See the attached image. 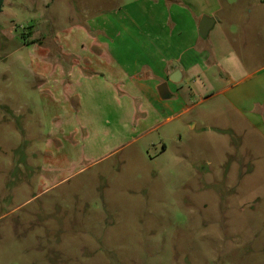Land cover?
Returning a JSON list of instances; mask_svg holds the SVG:
<instances>
[{"label": "rangeland", "instance_id": "374dc122", "mask_svg": "<svg viewBox=\"0 0 264 264\" xmlns=\"http://www.w3.org/2000/svg\"><path fill=\"white\" fill-rule=\"evenodd\" d=\"M157 1L4 0L0 264H264V137L198 74L160 117L99 42ZM198 3L216 73L264 69V0Z\"/></svg>", "mask_w": 264, "mask_h": 264}, {"label": "crops", "instance_id": "0c3cea01", "mask_svg": "<svg viewBox=\"0 0 264 264\" xmlns=\"http://www.w3.org/2000/svg\"><path fill=\"white\" fill-rule=\"evenodd\" d=\"M158 1L143 7L148 17L144 20L131 17L104 21L97 26L99 42L105 45L113 63V74L130 78L129 82L152 103L156 114L162 118L166 115L167 120L172 118L168 112L175 107H185L184 113L195 106H189L184 99L178 102L171 93H180L179 88L187 84V77L198 74L200 89L204 86L211 95L207 99L229 93L232 108L264 137V117L260 116L264 111V69L256 68L240 80L230 79L229 73L228 76L216 73L215 67L222 63L214 46L201 41L199 32L202 15L215 20L212 29L218 24L214 12L198 0ZM234 36L229 33V37ZM114 83L123 82L115 79ZM164 84L167 90L161 94L160 87ZM219 84L226 86L215 92Z\"/></svg>", "mask_w": 264, "mask_h": 264}, {"label": "water", "instance_id": "95a60500", "mask_svg": "<svg viewBox=\"0 0 264 264\" xmlns=\"http://www.w3.org/2000/svg\"><path fill=\"white\" fill-rule=\"evenodd\" d=\"M215 20L208 16H203L199 26V32L202 37H206L209 31L212 29ZM161 94H165L167 90V85L164 84L160 87Z\"/></svg>", "mask_w": 264, "mask_h": 264}, {"label": "trees", "instance_id": "16d2710c", "mask_svg": "<svg viewBox=\"0 0 264 264\" xmlns=\"http://www.w3.org/2000/svg\"><path fill=\"white\" fill-rule=\"evenodd\" d=\"M3 2H4V0H0V12L2 10Z\"/></svg>", "mask_w": 264, "mask_h": 264}]
</instances>
